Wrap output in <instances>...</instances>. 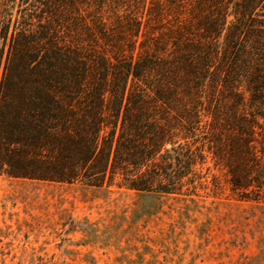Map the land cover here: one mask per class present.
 Wrapping results in <instances>:
<instances>
[{
    "label": "trees",
    "instance_id": "trees-1",
    "mask_svg": "<svg viewBox=\"0 0 264 264\" xmlns=\"http://www.w3.org/2000/svg\"><path fill=\"white\" fill-rule=\"evenodd\" d=\"M17 6L0 19V172L180 194L210 157L264 202V0Z\"/></svg>",
    "mask_w": 264,
    "mask_h": 264
},
{
    "label": "rangeland",
    "instance_id": "rangeland-1",
    "mask_svg": "<svg viewBox=\"0 0 264 264\" xmlns=\"http://www.w3.org/2000/svg\"><path fill=\"white\" fill-rule=\"evenodd\" d=\"M17 5L0 0V19ZM194 176L163 195L0 172V264H264V202L210 157Z\"/></svg>",
    "mask_w": 264,
    "mask_h": 264
}]
</instances>
